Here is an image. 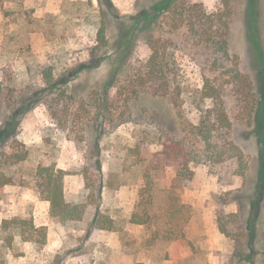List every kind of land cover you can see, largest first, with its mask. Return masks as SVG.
Instances as JSON below:
<instances>
[{
  "label": "rangeland",
  "instance_id": "obj_1",
  "mask_svg": "<svg viewBox=\"0 0 264 264\" xmlns=\"http://www.w3.org/2000/svg\"><path fill=\"white\" fill-rule=\"evenodd\" d=\"M156 1L27 0L23 8L24 0H0V128L15 107L30 106L11 140L0 147V173L11 178L0 189V223L7 224L0 229V264H209L208 259L264 264V192L254 237L247 228L248 199L254 197L258 152L264 147V0H188L207 11H228V46L240 79L225 72L229 66L214 69L211 49L166 13L148 25L138 22L130 50L119 58V26L132 27L134 17ZM248 13L258 32L250 39L259 45L247 36ZM102 19L104 44L97 38ZM149 33L164 43L167 67L177 71L179 106L170 94H153L135 77L151 54ZM49 67L50 87L42 74ZM206 78L223 85L231 121L230 130L216 133L215 140L232 143L243 162L204 154L205 161L189 163L193 174L185 186L170 190L176 167L163 158L164 143L181 141L189 149H202L192 125L197 104L213 105L197 92ZM23 150L26 158L11 163L9 153ZM39 163L66 171L65 199L87 205L81 221L49 220L48 202L37 196L33 178ZM145 179L152 181L150 220L133 224V212L144 215ZM220 206L238 217L229 228L235 239L218 229ZM97 211L113 219V229L92 226ZM19 219L44 226L45 243L23 240ZM33 236L38 239L39 233ZM209 238L216 248L208 246ZM189 242L192 254L177 258Z\"/></svg>",
  "mask_w": 264,
  "mask_h": 264
},
{
  "label": "trees",
  "instance_id": "obj_2",
  "mask_svg": "<svg viewBox=\"0 0 264 264\" xmlns=\"http://www.w3.org/2000/svg\"><path fill=\"white\" fill-rule=\"evenodd\" d=\"M166 13L168 19L177 25L183 22L187 25L190 36L197 43H204L211 49L213 68L216 65L229 66L224 70L227 73H232L234 77L241 78L238 68V61L235 56H232L228 46V11L225 9H218L216 11H207L206 8L199 2H191L188 0H158L150 8V10H143L139 15L133 19L135 24L131 27H126L123 23L118 28L117 46L119 51L117 56L120 58L124 52L131 48L130 38L134 26L138 22L148 25L157 15ZM252 13L246 15V27L248 31V38L251 35L258 37L257 27ZM98 41L105 43V23L101 20L97 31ZM148 41L151 54L145 63L136 70L135 77L137 81L147 86L153 94H170L172 103L179 106L182 102L181 92L182 87L177 80V71L167 67L165 45L159 39L153 40L149 35ZM251 40V39H250ZM254 42V41H250ZM256 45L259 43L254 42ZM165 60V61H164ZM235 60V61H234ZM234 61L233 65L231 64ZM230 63V65H228ZM44 80L47 86H53L54 78L52 76L51 68H46L42 71ZM222 84L216 79L206 78L200 90H198L199 98L203 101L205 98H211L213 105L204 107L197 104L198 111L197 121L192 125L193 133L198 137L202 149H189L185 147L181 141H171L164 143L162 150L163 158L171 161L176 167V174L172 179L170 190L182 189L186 182L192 177L193 171L189 167V163H200L206 159L203 157L206 154L208 157L214 156L216 158H235L238 163L243 162L242 152L236 148L232 143L219 144L215 140V134L220 131H229L231 128V121L227 112L224 109L223 99L221 96ZM30 109V106L25 108L15 107L10 115L9 123H5L0 128V147L4 148L11 140L13 134L18 126L19 117ZM259 138L263 136L259 134ZM27 152L13 151L9 153V160L11 163L22 161L26 158ZM259 165L257 172V179L255 180L253 193L254 197L248 199L249 218L247 228L251 231V237L255 236L254 226L255 219L259 213V201L262 199L264 192V147L260 148L258 152ZM97 169H100V163H96ZM66 171L57 168L54 163H39L33 175L37 196L48 202V218L52 222L67 224L70 222L81 221L87 210L85 202H70L65 199L63 191V177ZM9 176L0 173V189L2 185L10 182ZM144 189L145 197L142 202V211L144 215L133 212L129 218V222L133 224H144L150 220V215L147 212V205L152 201V181L145 179ZM143 188V187H142ZM140 190V193L142 192ZM142 196V195H140ZM237 215L235 213H225L220 206L216 210V223L220 232L232 239L238 236L230 232L232 225H237ZM18 234L23 240L30 241L33 244H44L46 240V229L44 226H36L31 221L26 219H19ZM23 226L25 227L24 229ZM92 226L111 230L114 228L113 219L99 211L94 214L92 219ZM7 227L6 221L0 223V229ZM27 233L25 234V232ZM38 232L39 237L35 239L33 233ZM242 235V231L240 232Z\"/></svg>",
  "mask_w": 264,
  "mask_h": 264
},
{
  "label": "crops",
  "instance_id": "obj_3",
  "mask_svg": "<svg viewBox=\"0 0 264 264\" xmlns=\"http://www.w3.org/2000/svg\"><path fill=\"white\" fill-rule=\"evenodd\" d=\"M23 8H27V0H24ZM206 242L208 243V246L210 248H216V246L214 245L215 243H214V241L211 238L207 239ZM191 246H192V244L189 242L188 243V249H186L184 251H180L179 252V256L177 258H187L188 256H190L192 254ZM184 249H185V247H184ZM172 261L170 260L169 264H173ZM208 262H209V264H214V261H212V260L208 259Z\"/></svg>",
  "mask_w": 264,
  "mask_h": 264
}]
</instances>
